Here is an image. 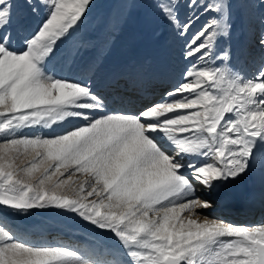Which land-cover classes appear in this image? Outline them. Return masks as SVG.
I'll list each match as a JSON object with an SVG mask.
<instances>
[{"label":"snow or ice","instance_id":"snow-or-ice-1","mask_svg":"<svg viewBox=\"0 0 264 264\" xmlns=\"http://www.w3.org/2000/svg\"><path fill=\"white\" fill-rule=\"evenodd\" d=\"M93 2L0 0V210L72 213L117 244H33L0 223V264H264V224L198 211L264 170V63L245 78L229 66V49L215 51L231 35L233 0H155L179 35L200 13L213 15L187 42L191 66L181 79L135 112L107 110L87 79L48 67ZM252 2L264 8V0ZM182 6L192 12L183 20ZM21 10L43 16L34 30L12 27ZM251 39L264 49V33ZM24 129L49 133L21 135ZM30 153L20 167L17 159Z\"/></svg>","mask_w":264,"mask_h":264},{"label":"rangeland","instance_id":"rangeland-1","mask_svg":"<svg viewBox=\"0 0 264 264\" xmlns=\"http://www.w3.org/2000/svg\"><path fill=\"white\" fill-rule=\"evenodd\" d=\"M179 2L183 4L185 0ZM21 11V17L12 26L14 29H18L22 24L26 30H34L43 19V16L23 15V10ZM154 14L159 27V36L165 38L171 48L169 55L172 61L178 59L173 64L181 63L184 72L191 66L190 59L183 55L187 42L193 33L211 19L213 14L200 13L199 21L194 22L191 30L179 35L157 10L155 0H94L86 19L58 44L56 54L48 64L49 69L61 76L87 79L93 85L97 77L106 71L120 53V56H123L122 53L125 54L126 64L123 68L126 69L135 59V48L141 39L138 30L142 29L143 25L152 24ZM191 15L192 12L188 8L183 6L180 8L181 20ZM232 21L230 37L219 38L215 51L219 53L222 49H229L232 56L228 62L229 66L245 78H251L264 63V49L251 39L252 34L258 37L264 33V8H260L258 2L253 4L252 0H233ZM80 52L84 54L86 63L85 66L78 64L79 66L75 68V56ZM216 64H221V61L217 60ZM162 94L163 92L155 95L153 101H158ZM34 133L48 135L49 130L24 129L20 134L30 136ZM34 155L35 153L21 155L16 162L20 167H24ZM73 179L83 182L89 177L74 176ZM248 180L250 174L237 183L229 185L226 192L244 193ZM211 197L214 198L213 195ZM0 223L11 228L21 239L33 244H40L38 241L42 236L53 235H63L72 241H80L85 245L80 248L81 250L91 249L89 247L93 246L113 248L117 244L111 234L96 229L75 214L57 209L33 210L30 214H16L4 209L0 210ZM261 224H264V219Z\"/></svg>","mask_w":264,"mask_h":264},{"label":"bare ground","instance_id":"bare-ground-1","mask_svg":"<svg viewBox=\"0 0 264 264\" xmlns=\"http://www.w3.org/2000/svg\"><path fill=\"white\" fill-rule=\"evenodd\" d=\"M153 17L152 24L143 25L142 29L138 30L141 39L135 48L133 64L124 69L125 54L122 53L123 56H120V53L94 83L95 89L105 98L109 111L135 112L145 103L152 102L158 93L170 90L181 79V73H183L181 63L173 64L178 59L172 61L169 55L171 48L165 38L159 36L155 14ZM83 56L82 52L75 56V68L81 64L85 66ZM246 185L247 189L242 194L241 192L214 194V198H211L216 203L212 208L200 210L203 216L223 219L236 225L261 224L264 219V170L257 167L250 173V180ZM197 194L201 198L206 195L203 188H198ZM239 198L242 200V207L238 205ZM38 243L66 245L78 249L84 245L80 241H72L63 235L42 236Z\"/></svg>","mask_w":264,"mask_h":264},{"label":"water","instance_id":"water-1","mask_svg":"<svg viewBox=\"0 0 264 264\" xmlns=\"http://www.w3.org/2000/svg\"><path fill=\"white\" fill-rule=\"evenodd\" d=\"M238 205H239V207H242V200H241V198H239V200H238Z\"/></svg>","mask_w":264,"mask_h":264}]
</instances>
